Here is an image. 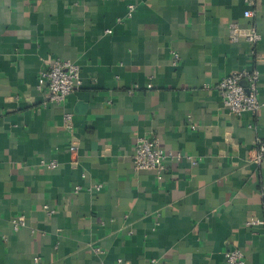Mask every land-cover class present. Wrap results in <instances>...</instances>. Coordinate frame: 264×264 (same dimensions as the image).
<instances>
[{"label": "crops", "instance_id": "obj_1", "mask_svg": "<svg viewBox=\"0 0 264 264\" xmlns=\"http://www.w3.org/2000/svg\"><path fill=\"white\" fill-rule=\"evenodd\" d=\"M230 24L260 42H230ZM55 59L81 72L75 155L38 83ZM242 70L261 108L238 117L217 86ZM140 137L173 155L162 178L133 170ZM260 143L264 0H0V264H228L235 248L264 264Z\"/></svg>", "mask_w": 264, "mask_h": 264}, {"label": "built area", "instance_id": "obj_2", "mask_svg": "<svg viewBox=\"0 0 264 264\" xmlns=\"http://www.w3.org/2000/svg\"><path fill=\"white\" fill-rule=\"evenodd\" d=\"M254 13L250 10L245 12L246 18H251ZM262 36L256 27L242 29L237 24H230L229 26V39L232 43H237L240 40H246L252 45L260 42ZM174 61L177 62L180 58L177 52H173ZM80 68L78 65L71 61L55 59L45 66L39 75V87L45 89L46 100L48 104L60 106L63 111V128L70 137L69 151L71 155H75L79 148V139L76 137L74 127V115L67 110V100L71 94L79 90L82 86ZM259 80L260 74L257 70H242L231 73L221 80L217 86L224 105L228 111L236 116L250 113L255 115L261 108L258 99L259 93ZM243 82H247L248 86L245 87ZM151 88V86H149ZM136 88L129 90L132 94ZM193 130L196 129L192 125ZM258 152L255 156H250L249 160L259 165L264 163V143H260ZM171 153H167L160 148L157 140H148L147 138L140 137L137 139L134 152L132 156V167L135 172L141 171H155L160 178L164 176L167 171L166 161L171 157ZM173 156V155H172ZM196 164V161L193 160ZM42 166L48 170H55L59 166V161L54 159L52 161L42 162ZM102 185H97L89 191H98L102 189ZM81 188L77 187L75 192ZM48 214H53L54 211L46 207ZM261 224L257 220L248 222V225ZM27 226L26 219L23 216L12 219V228L15 232ZM96 251H98L96 249ZM225 259L228 264H246L245 254L235 248L225 253ZM35 262L39 264V259L36 258ZM113 264H130L122 259H119Z\"/></svg>", "mask_w": 264, "mask_h": 264}, {"label": "water", "instance_id": "obj_3", "mask_svg": "<svg viewBox=\"0 0 264 264\" xmlns=\"http://www.w3.org/2000/svg\"><path fill=\"white\" fill-rule=\"evenodd\" d=\"M243 85H244L245 87H247V86H248V83H247V82H243Z\"/></svg>", "mask_w": 264, "mask_h": 264}]
</instances>
